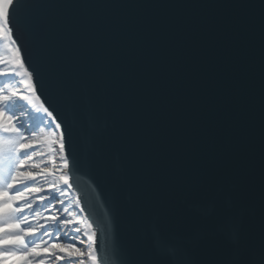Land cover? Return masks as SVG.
Here are the masks:
<instances>
[{"label": "water", "instance_id": "1", "mask_svg": "<svg viewBox=\"0 0 264 264\" xmlns=\"http://www.w3.org/2000/svg\"><path fill=\"white\" fill-rule=\"evenodd\" d=\"M5 23L97 264H264V0H10Z\"/></svg>", "mask_w": 264, "mask_h": 264}, {"label": "rangeland", "instance_id": "2", "mask_svg": "<svg viewBox=\"0 0 264 264\" xmlns=\"http://www.w3.org/2000/svg\"><path fill=\"white\" fill-rule=\"evenodd\" d=\"M9 3L10 0H0V78L14 75L19 67L16 48L11 44L5 23ZM29 96L26 92L18 97L6 95L0 88V264H97L92 233L83 216L76 211L75 196L57 178L38 180L32 185L15 172L26 161L28 154L25 152L41 144L36 142L38 140L45 143L39 154L43 159L53 161L62 157L56 127L47 117L36 118V101ZM7 106L9 111L1 110ZM38 120L41 123L35 126L37 140L29 139L27 130L34 127L32 121ZM27 164L38 166L40 163ZM26 190L35 192L34 205L40 203L36 212L40 223L34 224L32 218L19 213L33 207L26 200ZM20 225L25 228L21 229ZM48 225L54 229L43 230ZM25 235L35 241L29 244ZM4 246L24 252H18L10 263L2 259Z\"/></svg>", "mask_w": 264, "mask_h": 264}, {"label": "bare ground", "instance_id": "3", "mask_svg": "<svg viewBox=\"0 0 264 264\" xmlns=\"http://www.w3.org/2000/svg\"><path fill=\"white\" fill-rule=\"evenodd\" d=\"M2 27H5V24L2 25ZM1 31V28H0ZM10 39V38H9ZM16 62L18 63V57H16ZM0 88L3 89L5 91V94L10 95V96H17L18 95H22V93L25 92H31L32 94V88H30L29 84L27 83L25 77H23L22 75V71H21V67L19 66L17 69V72L14 75L11 76H6L1 77L0 78ZM36 111L38 112L35 116L36 118H39V116H47V113H45L46 111L43 109L42 105L39 104L37 101L35 102V108ZM1 110H10V108L7 106V108H1ZM34 116V117H35ZM38 126V122L34 123V127H31L29 130H27V137L29 139H36L37 137L35 136L36 134V127ZM36 142H40L41 144H39L36 147L31 148L30 150L26 151L25 153L28 154L26 161L23 163V166L21 165V167L17 168V170L15 171L18 175L25 177L24 179L26 180V183H38V180H43V179H48V180H52L54 178H57L61 181L62 184L66 185V181H67V164L65 162V160L63 159V154L61 158H58L56 160L53 161H47L45 159H43L39 154H40V149L42 148V146L45 145V143H43V141H36ZM62 150V149H61ZM62 153V152H61ZM33 161H38L40 164L38 166H34V165H29L27 163L29 162H33ZM69 190V189H68ZM44 192V191H43ZM42 192V193H43ZM26 194L28 196V198L26 199L28 204H32L33 207L30 209H23L21 210L20 215L24 214L26 216H29L30 218H32L34 221L33 223H40L41 218L38 217V215L36 214L37 212V208L39 206V204L34 205V203H36V194L35 192L32 193V191L30 190H26ZM22 203L18 202V206H21ZM21 229H24L23 226H21ZM61 228V227H60ZM58 228V229H60ZM48 229V230H53L54 228L51 226H45L43 230ZM61 231V229L59 230ZM26 240H28V243L31 244L33 241H35V239L31 238V237H27V235H25ZM9 246V245H6ZM4 246L2 249V251H4V255L2 257V259H6L9 260V262L13 263L15 256L17 255L18 252H24L23 250L19 249V248H15V247H6ZM16 259V258H15Z\"/></svg>", "mask_w": 264, "mask_h": 264}]
</instances>
